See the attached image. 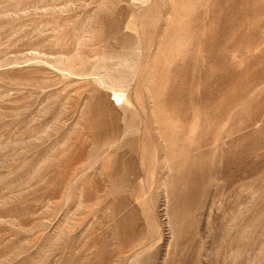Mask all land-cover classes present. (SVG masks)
I'll return each mask as SVG.
<instances>
[{
  "label": "rangeland",
  "instance_id": "rangeland-1",
  "mask_svg": "<svg viewBox=\"0 0 264 264\" xmlns=\"http://www.w3.org/2000/svg\"><path fill=\"white\" fill-rule=\"evenodd\" d=\"M0 264H264V0H0Z\"/></svg>",
  "mask_w": 264,
  "mask_h": 264
}]
</instances>
